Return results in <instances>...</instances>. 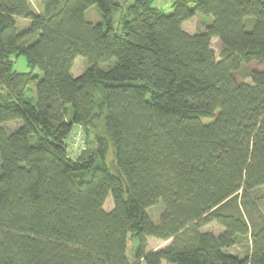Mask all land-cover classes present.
<instances>
[{
    "label": "trees",
    "instance_id": "16d2710c",
    "mask_svg": "<svg viewBox=\"0 0 264 264\" xmlns=\"http://www.w3.org/2000/svg\"><path fill=\"white\" fill-rule=\"evenodd\" d=\"M31 1L0 0V264H264L250 196L264 187V70L250 83L234 76L264 62V1L173 0L165 13L133 0L120 18L113 0H40L42 12ZM91 6L101 22L85 19ZM197 13L211 21L189 34L182 24ZM13 53L30 71L14 70ZM76 57L87 66L74 77ZM96 119L101 135L87 128ZM74 124L87 149L71 159ZM160 201L153 222L147 209ZM209 221L223 231H202ZM147 237L170 244L147 252ZM244 242L246 256L228 251Z\"/></svg>",
    "mask_w": 264,
    "mask_h": 264
},
{
    "label": "rangeland",
    "instance_id": "374dc122",
    "mask_svg": "<svg viewBox=\"0 0 264 264\" xmlns=\"http://www.w3.org/2000/svg\"><path fill=\"white\" fill-rule=\"evenodd\" d=\"M113 1L116 2L117 10H118L115 13V15L119 16L120 18L121 16L126 15L128 8L133 0H113ZM172 3H173V0H153L152 5L162 8L165 13H170ZM31 8L34 12L43 11V5L40 2V0H32ZM84 17L88 22H91V23H98L102 21L101 15L96 6H91L90 8H88L84 14ZM210 21L211 20L209 17L203 16L202 14L197 13L192 18H190L189 20L185 21L182 24V29L189 34H195L200 31H203L206 25L210 23ZM28 25H29L28 20L23 19V18L16 19V26L18 27L19 30H24ZM247 28L249 29L250 27H247ZM36 39H37V35L28 36L22 41V45L30 44L34 42ZM211 47L213 51L215 52L216 58L219 59L221 45L218 39L216 38L211 39ZM7 60L11 64H13V68L17 72L30 71V67L28 66L26 58L23 55H18L16 53H13L7 57ZM86 66H87V60L85 58L76 57V59L73 62V66L71 68V75L74 77L80 75L83 72V70L86 68ZM106 66L108 65L102 64V67L105 68ZM253 70H264V62L252 61L248 64H242L239 70L234 72V76L238 81L250 83L251 82L250 73ZM33 73L38 75V77H41V74L38 70H33ZM26 95L31 99L32 102L35 101L34 85L28 86L26 90ZM97 112L100 113L99 110H97ZM103 114L104 116L106 114L105 107H104ZM99 117H100V114L97 118ZM202 120L204 122H209L211 119L209 117H206V118H203ZM94 122H95L94 129H92L93 128L92 126L88 125L87 126L88 130H90L91 133L93 132L98 135H101L104 131L103 123L101 122L100 119ZM21 124L22 122L20 120H14V121L6 122L4 126L6 127L7 131H13L17 127L21 126ZM250 196L252 199L255 200L259 213L264 216V187H259V188L254 189L253 191H251ZM111 208H112V200H111V197H108L104 204V209L106 211H109ZM162 209H163V205L161 201L158 202L156 205H153L147 209V213L153 222H157ZM254 216L257 217L256 215ZM201 230L211 231L215 234H219L220 232L223 231V228L220 225H218L215 221H209L201 227ZM146 241H147V247H146L147 252L152 251V250L161 249L170 244V240L161 241L153 237H147ZM137 247H138V239L135 237H132L131 235H128L125 256L129 263L134 262ZM249 250H250V244L247 242H244L243 244L242 243L235 244L234 246L228 249L230 253L234 255H239L241 257L246 256L249 253ZM163 264H168V263L163 262Z\"/></svg>",
    "mask_w": 264,
    "mask_h": 264
},
{
    "label": "built area",
    "instance_id": "2783aa9c",
    "mask_svg": "<svg viewBox=\"0 0 264 264\" xmlns=\"http://www.w3.org/2000/svg\"><path fill=\"white\" fill-rule=\"evenodd\" d=\"M86 131L83 125L74 124L66 138L67 157L76 159L87 149Z\"/></svg>",
    "mask_w": 264,
    "mask_h": 264
},
{
    "label": "water",
    "instance_id": "95a60500",
    "mask_svg": "<svg viewBox=\"0 0 264 264\" xmlns=\"http://www.w3.org/2000/svg\"><path fill=\"white\" fill-rule=\"evenodd\" d=\"M108 166H109L110 171H111L113 174L117 175L118 177H122L120 170H119L118 167L113 163L112 160H109V161H108Z\"/></svg>",
    "mask_w": 264,
    "mask_h": 264
}]
</instances>
